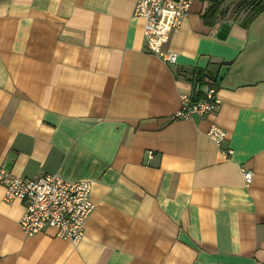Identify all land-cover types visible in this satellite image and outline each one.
Returning <instances> with one entry per match:
<instances>
[{
  "label": "crops",
  "instance_id": "1",
  "mask_svg": "<svg viewBox=\"0 0 264 264\" xmlns=\"http://www.w3.org/2000/svg\"><path fill=\"white\" fill-rule=\"evenodd\" d=\"M135 1L0 0V163L90 180L95 205L76 245L26 236L25 202L0 185V264H264V12L210 24L192 0L166 64ZM200 70L217 109L174 118L181 94L202 96Z\"/></svg>",
  "mask_w": 264,
  "mask_h": 264
},
{
  "label": "built area",
  "instance_id": "2",
  "mask_svg": "<svg viewBox=\"0 0 264 264\" xmlns=\"http://www.w3.org/2000/svg\"><path fill=\"white\" fill-rule=\"evenodd\" d=\"M192 0H136L133 14L143 19V36L147 52L156 55L166 64L176 62V54L164 45L169 35L179 30L187 17ZM167 15V23L162 20ZM202 94L195 99L188 94L180 95L179 108L174 113L177 119L203 118L215 112L220 99L212 84H197ZM207 136L219 148L222 159L233 153L223 148L225 131L210 124ZM243 178L250 180L251 172L241 169ZM0 185L4 189L3 200L19 199L25 202V211L19 220L21 231L32 236L46 228L54 230L55 236L76 245L83 237L85 222L94 209L90 200L91 181H69L56 173H47L33 179L10 173L0 163Z\"/></svg>",
  "mask_w": 264,
  "mask_h": 264
},
{
  "label": "trees",
  "instance_id": "3",
  "mask_svg": "<svg viewBox=\"0 0 264 264\" xmlns=\"http://www.w3.org/2000/svg\"><path fill=\"white\" fill-rule=\"evenodd\" d=\"M209 0L207 9L202 14L205 22L212 24L218 18H222L228 14L231 16H238L244 14L242 25L250 23L258 14L264 12V0ZM198 79L201 82H211L208 76L198 71Z\"/></svg>",
  "mask_w": 264,
  "mask_h": 264
},
{
  "label": "rangeland",
  "instance_id": "4",
  "mask_svg": "<svg viewBox=\"0 0 264 264\" xmlns=\"http://www.w3.org/2000/svg\"><path fill=\"white\" fill-rule=\"evenodd\" d=\"M229 2H230V1H228V0L226 1V3H229Z\"/></svg>",
  "mask_w": 264,
  "mask_h": 264
},
{
  "label": "water",
  "instance_id": "5",
  "mask_svg": "<svg viewBox=\"0 0 264 264\" xmlns=\"http://www.w3.org/2000/svg\"><path fill=\"white\" fill-rule=\"evenodd\" d=\"M227 26V25H226Z\"/></svg>",
  "mask_w": 264,
  "mask_h": 264
}]
</instances>
